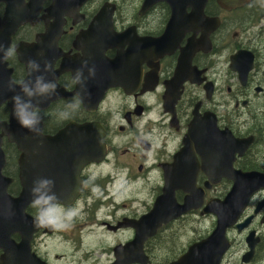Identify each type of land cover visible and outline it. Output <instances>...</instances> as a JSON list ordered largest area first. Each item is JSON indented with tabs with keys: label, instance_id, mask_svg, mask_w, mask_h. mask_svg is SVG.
I'll use <instances>...</instances> for the list:
<instances>
[{
	"label": "flooded vegetation",
	"instance_id": "af4514ba",
	"mask_svg": "<svg viewBox=\"0 0 264 264\" xmlns=\"http://www.w3.org/2000/svg\"><path fill=\"white\" fill-rule=\"evenodd\" d=\"M125 1L39 0L35 15L11 37L7 60L14 80L22 82L28 74L16 46L35 44L47 67L43 85H55L47 90L56 89L53 100L34 109L43 134L62 133L61 144L47 156L37 147L29 159L44 160L35 164L37 173L63 180L55 183L50 212L56 217L71 212L73 219L60 230L38 226L40 209L30 200L25 212L36 221L29 227L31 253H17L20 260L13 262L0 248V264H115L116 248L137 233L128 223L149 213L172 187L176 201L183 203L185 185L195 184L196 191H205L203 204L163 224L144 242L147 264H170L215 229L217 215L204 209L227 196L234 168L264 173V0H230L236 4L228 7L221 0H192L205 2L203 12L187 6L176 17L164 0L146 11L140 0L133 12ZM6 5L0 1L2 18ZM107 7L113 10L101 13ZM9 117L3 103L0 118ZM85 123L99 132L93 147L85 146L90 132H66ZM229 133L252 140L242 153L235 146L225 149ZM2 139V172L12 180L9 193L18 196L24 187L26 166L20 159L25 150L8 135ZM90 155L93 160L84 161ZM212 178L220 180L208 186ZM201 217L213 218L210 232L181 240L174 229L186 218ZM249 217L239 229L237 223ZM263 217L261 188L228 227L230 245L220 264H264ZM12 237L23 241L21 232ZM95 238L111 244L96 253L87 247ZM60 245L66 251H59Z\"/></svg>",
	"mask_w": 264,
	"mask_h": 264
},
{
	"label": "water",
	"instance_id": "95a60500",
	"mask_svg": "<svg viewBox=\"0 0 264 264\" xmlns=\"http://www.w3.org/2000/svg\"><path fill=\"white\" fill-rule=\"evenodd\" d=\"M0 1H5L7 4L4 18L0 17V106L3 103H7L10 108L9 121L0 118V248L5 251L6 259L16 262V260H20L17 253H31L30 240L33 229H30L29 227L33 224L36 225V221L25 212V208L30 200L35 199L33 188L36 187L37 182L41 180H50L53 182L50 189H44V191H47L48 195L51 196L54 194L53 189L55 183L63 181L57 177L53 180L52 176L48 174L37 173L35 164L38 167V165L42 164L44 160L39 159L36 161L35 158L29 159V156L32 155V151L37 147L44 149L43 156L51 154V149L60 146V139L63 134L61 133V135L59 134L60 136L57 137L44 135L41 128V119L37 126L39 132H34L23 127L17 118L15 101L13 99L16 96H20L22 103L26 104L31 101L34 108L37 106L46 107L53 100L52 98H54V94H56V89L50 94L47 92L41 94L39 92V87H42L41 85L45 82L43 77L46 76L47 71L46 63L39 59L42 57V54L36 53L39 46H34V44L25 46L24 49H20V44L16 46L19 59L28 64V74L22 81L24 82V85H22L21 82H16L14 80V69L9 66L7 60L12 35L22 23L31 19L35 15L36 6L38 5L37 3L39 0H29L28 2H25V0ZM79 1L84 2L86 0ZM157 1L163 0H144L141 7L142 11H146V9L151 7ZM164 1H167L172 6L174 17H176L180 8L181 13L187 6H194L193 11L203 12L205 5V2H190L192 0H185L184 2H181L180 0ZM221 1L222 5L226 7L236 4L230 0ZM112 10L113 7L103 8L101 13L105 11L109 13ZM192 46H194V44ZM189 49L191 52L190 46ZM25 86L34 93L33 96H29L22 90ZM32 110L33 109H29V111ZM71 124L76 125L75 122H71ZM84 125L85 126H74V129H67L66 132H84L83 134L90 132L89 141L85 140V146L89 145L90 147H93V142L96 140L99 132L98 130L96 131V128L91 123H85ZM215 128H218L216 123ZM193 133L194 130L192 128L187 138L188 144L190 143V137ZM3 135H8L9 141L15 142L19 149L25 150L20 159L21 167L24 165L26 166L24 169L25 171H22L24 187L21 194L18 196L9 193L8 187L12 180L2 172L6 162L5 152L2 147ZM227 137L230 141L225 149H230L231 146H235V149L237 148L241 150L240 153L243 152L252 140V138L238 139L233 136L232 133L227 134ZM93 158L94 156L90 155L89 157H86L84 161H90L93 160ZM212 159L213 162L216 163L215 157ZM227 162L229 163V160H227ZM41 171L45 173L43 169H41ZM219 180L220 179L218 178H212L210 181H207L206 184L211 186V183H216ZM232 180L233 187L223 200L213 199L205 206L204 212H211L217 215V225L215 229L208 236L192 243L179 259L170 264H220L223 254L230 245L226 233L228 227L237 223V220L246 208L251 196L257 190L264 188V173L259 171L254 170L246 172L234 168ZM190 182H192V180ZM185 186L187 187L185 191L187 196L183 203H178L176 201L174 191H171L173 189L172 187L164 192V195L159 198L155 203L154 208L149 213L143 215L138 220H131V223H128L136 228L137 233L132 241L116 248L117 261L115 264H130L132 262L147 264L149 258L144 252V242L149 237L153 236L163 224L183 215L192 208H199L203 204L205 191H196L195 184H186ZM179 187H183V185H180ZM60 193H58V197L61 198L62 196H65L63 194H61V196ZM258 210L259 209L256 211ZM249 220L250 217L242 223H237V227L239 229L246 227L249 224ZM262 220L264 221V217ZM16 232H21L23 235V241L21 243H18L12 237ZM253 236H255V231H252L248 236L249 244L252 247L248 254L249 256L253 253V247L255 244Z\"/></svg>",
	"mask_w": 264,
	"mask_h": 264
},
{
	"label": "clouds",
	"instance_id": "9594fccd",
	"mask_svg": "<svg viewBox=\"0 0 264 264\" xmlns=\"http://www.w3.org/2000/svg\"><path fill=\"white\" fill-rule=\"evenodd\" d=\"M12 54V50H8V55ZM24 85V82H21ZM55 88V85H43L39 87V92L41 94L47 92L48 88ZM24 92H26L29 96H33L34 93L30 91L26 86L22 88ZM15 101L16 114L19 122L23 127L28 128L31 131L39 132V128L37 127L40 123V116L38 111L34 109L31 101L28 103H22L20 96H16L13 98ZM29 109H33L29 111ZM52 181L50 180H41L37 182V186L33 188V194L35 199L33 201V206L39 207L40 211L37 216L38 226L50 227L53 229H63L70 225L73 214L69 212L67 215H62L60 217H56L51 214L50 209L55 208L51 204V201L55 199V195H48V192L44 191V189H50L52 185Z\"/></svg>",
	"mask_w": 264,
	"mask_h": 264
},
{
	"label": "rangeland",
	"instance_id": "374dc122",
	"mask_svg": "<svg viewBox=\"0 0 264 264\" xmlns=\"http://www.w3.org/2000/svg\"><path fill=\"white\" fill-rule=\"evenodd\" d=\"M126 4V10L133 12L137 9V5H139L140 0H126L124 2ZM264 120V115H262ZM213 226V218L211 217H201V218H186L183 221H181V227H178L174 229L175 232H179L176 234L181 235V240L184 237L183 240L188 239L189 237L193 236H200V235H205V233H209L210 230L212 229ZM172 233V232H171ZM237 238H240V236H237ZM101 239V238H100ZM98 238L92 239L88 242V249L93 250L95 249L96 253L101 252V248L104 250L105 247L108 248L109 243L111 242L110 240H105V242L100 240ZM111 244V243H110ZM237 249L233 250L236 251ZM59 251H66V246H61ZM93 257L96 259H99L98 254H93ZM100 264V262L98 263Z\"/></svg>",
	"mask_w": 264,
	"mask_h": 264
}]
</instances>
